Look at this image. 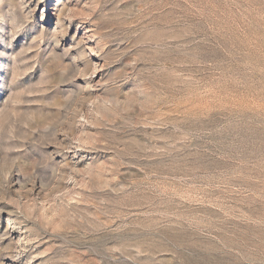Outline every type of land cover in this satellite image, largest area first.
<instances>
[{
  "label": "rangeland",
  "instance_id": "1",
  "mask_svg": "<svg viewBox=\"0 0 264 264\" xmlns=\"http://www.w3.org/2000/svg\"><path fill=\"white\" fill-rule=\"evenodd\" d=\"M0 264H264V0H0Z\"/></svg>",
  "mask_w": 264,
  "mask_h": 264
}]
</instances>
